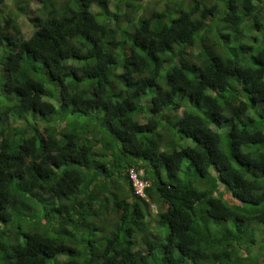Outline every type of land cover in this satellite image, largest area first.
I'll return each mask as SVG.
<instances>
[{
	"label": "clouds",
	"instance_id": "obj_1",
	"mask_svg": "<svg viewBox=\"0 0 264 264\" xmlns=\"http://www.w3.org/2000/svg\"><path fill=\"white\" fill-rule=\"evenodd\" d=\"M253 113L264 0H0V264H264Z\"/></svg>",
	"mask_w": 264,
	"mask_h": 264
},
{
	"label": "trees",
	"instance_id": "obj_2",
	"mask_svg": "<svg viewBox=\"0 0 264 264\" xmlns=\"http://www.w3.org/2000/svg\"><path fill=\"white\" fill-rule=\"evenodd\" d=\"M37 2H40V0H37ZM259 29H257L258 31ZM87 38V37H85ZM221 39H223V37H221ZM257 38L253 37V41L255 42ZM249 47H251V45H249ZM27 51V50H26ZM168 51H171V49H168ZM74 59L79 60L80 57H74ZM150 59H152L153 61V71H156L155 68V64H156V58L155 57H151ZM253 63H258L255 58H253ZM75 79V77H74ZM125 86L128 87L130 85L127 84V82H125ZM215 90V89H213ZM225 95H227V92L225 91L224 95H219L217 97L216 103L220 106H224L227 107L228 106V102L225 100ZM189 103L192 102V98L191 97H187ZM253 108L255 107V99L250 97V101H249ZM193 107L199 111L200 105L199 103H196L193 105ZM201 117L206 119L207 121H210L212 124H215L217 127H220L219 124V117L217 116V113L215 111L208 113H201ZM225 120V122L232 120V117H224L223 118ZM257 119L259 120H264V115H258L256 113H253L252 115H249L247 120L245 121H239V117H237V122L235 123L234 127L236 128L237 132H242L244 131L246 128H252L255 126ZM180 135L185 136L187 139H191L195 144L200 145L203 148H207V145L204 143H201V140L197 139L195 136H191L188 135L185 132H180ZM228 138H229V144H228V151L232 154V159L233 161L238 164L242 169H244L246 172L249 171L248 166L246 164H241V162L239 160L236 159V155L233 152V133L230 131L228 134ZM43 141L41 139L37 140V144H42ZM242 147H247L250 151V153H254L256 154V156H258L260 159L264 160V153L260 152V148L264 147V135L260 134L259 130H255L251 133L248 134V139H247V144L246 145H242ZM212 167H215V164L212 165ZM217 171L219 172V169H217ZM101 172H103V170H101ZM197 177H199L200 179H203L204 177L199 173V171L197 170ZM221 183L224 184V181L221 180ZM225 187L227 188V185H225ZM145 190V188H144ZM225 195H227V192H225ZM233 196H235V193H232ZM245 203H251V201H244ZM25 240L27 239V233H25L24 237ZM64 255H67L68 257H72L74 255L73 251H66L64 253H62ZM54 260L53 256H45L44 259V264H50L51 261ZM65 264H73L72 260L69 259L68 261L65 262Z\"/></svg>",
	"mask_w": 264,
	"mask_h": 264
},
{
	"label": "built area",
	"instance_id": "obj_3",
	"mask_svg": "<svg viewBox=\"0 0 264 264\" xmlns=\"http://www.w3.org/2000/svg\"><path fill=\"white\" fill-rule=\"evenodd\" d=\"M139 186H140V184H139Z\"/></svg>",
	"mask_w": 264,
	"mask_h": 264
}]
</instances>
